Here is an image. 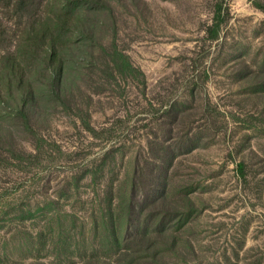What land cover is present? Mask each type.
Masks as SVG:
<instances>
[{
  "label": "rangeland",
  "instance_id": "374dc122",
  "mask_svg": "<svg viewBox=\"0 0 264 264\" xmlns=\"http://www.w3.org/2000/svg\"><path fill=\"white\" fill-rule=\"evenodd\" d=\"M217 1L229 16L211 42ZM107 3H42L86 15L101 44L82 38L66 60L94 137L47 81L38 141L0 96V156L41 147L32 166L0 165V264H264V0ZM0 19L11 36L26 23L9 7Z\"/></svg>",
  "mask_w": 264,
  "mask_h": 264
},
{
  "label": "trees",
  "instance_id": "16d2710c",
  "mask_svg": "<svg viewBox=\"0 0 264 264\" xmlns=\"http://www.w3.org/2000/svg\"><path fill=\"white\" fill-rule=\"evenodd\" d=\"M71 6L74 4H90L93 7H109L107 0H68ZM43 0H0V6L4 9L9 7L20 13V16L26 20V23L15 36L9 35L0 19V96L3 91L8 93L11 98L17 102L16 110L22 126H26L37 140V131L31 126L35 123L38 103V94L40 86L48 82L49 92L52 100L59 106L72 111L74 118L73 126L80 131L94 137L97 133L95 124L92 122V107L74 110V96L71 84H75L77 91L81 84L72 81L67 71L68 53L72 46L82 38H87L93 45H101L96 41L95 31L87 23H83L81 16L71 11H49L44 14ZM229 16V7L223 1H217L213 7L211 23L206 29L207 39L211 42L219 38L222 26ZM96 65V64H94ZM34 69L35 77H29L28 71ZM97 69H99L97 67ZM111 69V68H110ZM88 77V76H87ZM79 80L83 82L84 78ZM107 82L103 84L109 83ZM37 82V83H36ZM91 84L87 85L86 94L93 101L95 92L92 91ZM89 90V91H88ZM69 111V112H70ZM84 112L88 118L84 120L78 114ZM38 141V140H37ZM0 139V147L2 146ZM31 151L25 152L18 150L10 157L0 156V165L6 159L15 161V166L20 168L30 157L29 166L36 161L38 150L41 149L38 142H33ZM3 161V162H2ZM238 177L241 182L247 184L246 163L239 161L237 164Z\"/></svg>",
  "mask_w": 264,
  "mask_h": 264
}]
</instances>
